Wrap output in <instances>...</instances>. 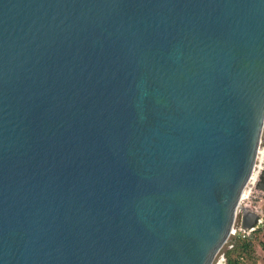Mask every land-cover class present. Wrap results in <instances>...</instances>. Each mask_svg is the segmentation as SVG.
<instances>
[{
  "label": "water",
  "instance_id": "1",
  "mask_svg": "<svg viewBox=\"0 0 264 264\" xmlns=\"http://www.w3.org/2000/svg\"><path fill=\"white\" fill-rule=\"evenodd\" d=\"M263 130L264 0H0V264H212Z\"/></svg>",
  "mask_w": 264,
  "mask_h": 264
},
{
  "label": "rangeland",
  "instance_id": "2",
  "mask_svg": "<svg viewBox=\"0 0 264 264\" xmlns=\"http://www.w3.org/2000/svg\"><path fill=\"white\" fill-rule=\"evenodd\" d=\"M262 143H264V130L262 133ZM260 150L264 154V144H261ZM264 167V164H263ZM249 191V192H248ZM241 207H248L251 210L259 209L264 212V193L256 190L255 187L247 190V196L241 201ZM263 214V213H262ZM240 210L237 212L233 229L240 230ZM263 227V226H262ZM260 227V229L262 228ZM234 237L230 235L226 244L219 251L212 264H227L225 253L232 249L234 244ZM253 250L247 258L244 259L243 264H264V227L262 230L251 238Z\"/></svg>",
  "mask_w": 264,
  "mask_h": 264
},
{
  "label": "trees",
  "instance_id": "3",
  "mask_svg": "<svg viewBox=\"0 0 264 264\" xmlns=\"http://www.w3.org/2000/svg\"><path fill=\"white\" fill-rule=\"evenodd\" d=\"M263 227H264V223H263ZM262 228L256 230L251 236H249L246 239H241V238L234 239L233 241L234 244L232 249L228 250L225 253L227 264H243L244 259L247 258L253 250V245H252L253 243L251 241V238H253L256 234H258L262 230Z\"/></svg>",
  "mask_w": 264,
  "mask_h": 264
},
{
  "label": "built area",
  "instance_id": "4",
  "mask_svg": "<svg viewBox=\"0 0 264 264\" xmlns=\"http://www.w3.org/2000/svg\"><path fill=\"white\" fill-rule=\"evenodd\" d=\"M255 185L249 186V188L252 190L254 188ZM255 211H257L259 213L258 218L256 219L253 227L249 230H243L241 225H240V230L236 231V230H232L231 234L234 239L235 238H241V239H246L249 236H251L256 230L260 229V227L263 226L264 223V215L262 214L263 212L259 209H255ZM241 224V222H240Z\"/></svg>",
  "mask_w": 264,
  "mask_h": 264
},
{
  "label": "bare ground",
  "instance_id": "5",
  "mask_svg": "<svg viewBox=\"0 0 264 264\" xmlns=\"http://www.w3.org/2000/svg\"><path fill=\"white\" fill-rule=\"evenodd\" d=\"M263 164H264V154L259 149L258 161H257V165H256L255 171H254L253 176H252V180H251L250 186L255 185L258 182L259 177L261 175V172L263 170ZM247 190H249V187L246 188V190H245V192L243 194L242 200L246 198Z\"/></svg>",
  "mask_w": 264,
  "mask_h": 264
}]
</instances>
